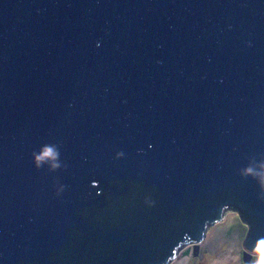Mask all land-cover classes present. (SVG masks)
<instances>
[{
    "label": "water",
    "instance_id": "95a60500",
    "mask_svg": "<svg viewBox=\"0 0 264 264\" xmlns=\"http://www.w3.org/2000/svg\"><path fill=\"white\" fill-rule=\"evenodd\" d=\"M261 161L264 0H0V264H171L227 211L248 264Z\"/></svg>",
    "mask_w": 264,
    "mask_h": 264
},
{
    "label": "rangeland",
    "instance_id": "374dc122",
    "mask_svg": "<svg viewBox=\"0 0 264 264\" xmlns=\"http://www.w3.org/2000/svg\"><path fill=\"white\" fill-rule=\"evenodd\" d=\"M224 216H231V222L220 228L217 226L219 222L207 229L205 240L200 243L202 254L198 253L197 244H191L180 251L177 259L179 256L186 258L184 264H212L218 258L221 260L226 258L227 261L224 264H246L247 258H244L243 241L248 228L242 224L236 212L227 211ZM213 226L218 227L219 230L216 232L217 235L213 236L212 243L207 245L206 237L209 231L214 228ZM262 256L264 255H252L248 264H261Z\"/></svg>",
    "mask_w": 264,
    "mask_h": 264
},
{
    "label": "clouds",
    "instance_id": "9594fccd",
    "mask_svg": "<svg viewBox=\"0 0 264 264\" xmlns=\"http://www.w3.org/2000/svg\"><path fill=\"white\" fill-rule=\"evenodd\" d=\"M59 156H60L59 149L56 148L55 145H44V146H42L39 154H37L36 152L33 153L34 164L39 169V168H41L42 163L45 161H49V160L50 161H56V162L52 163L51 169L57 170V169H60L62 167L61 163L58 162ZM64 167H66V165H64ZM260 167H261V169H264V161H261ZM243 172H244V174L259 176L260 181L262 183H264V171H262L260 173H256L252 167H248V168L244 169ZM261 264H264V256H262V258H261Z\"/></svg>",
    "mask_w": 264,
    "mask_h": 264
},
{
    "label": "bare ground",
    "instance_id": "6f19581e",
    "mask_svg": "<svg viewBox=\"0 0 264 264\" xmlns=\"http://www.w3.org/2000/svg\"><path fill=\"white\" fill-rule=\"evenodd\" d=\"M230 217L224 216L222 221L217 226H219V228H220V227H223L224 225H226L227 223L231 222ZM219 228L215 226L214 228H212L209 231V233L207 234V237H206V244L207 245H210L212 243L213 238H214L213 236L216 234V232L219 230ZM185 261H186V258L179 256V258L175 262H173V264H184ZM226 261H227L226 258L224 260L223 259L221 260L220 258H218V259L214 260V262L212 264H224Z\"/></svg>",
    "mask_w": 264,
    "mask_h": 264
}]
</instances>
